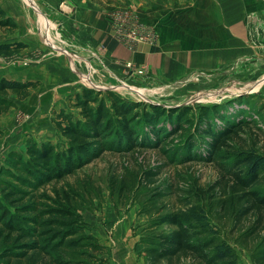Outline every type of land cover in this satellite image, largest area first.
<instances>
[{
	"label": "rangeland",
	"instance_id": "obj_1",
	"mask_svg": "<svg viewBox=\"0 0 264 264\" xmlns=\"http://www.w3.org/2000/svg\"><path fill=\"white\" fill-rule=\"evenodd\" d=\"M92 1L105 9L112 36L124 45L120 36L132 35L152 38L139 44L159 46L163 24L157 16L168 14L169 24L189 36H176L182 43L189 40L186 55L174 60L165 74H152L133 63L109 61L101 49L84 46L74 9L67 3L0 0V7L15 23V28H0V44L25 46L12 56H0V81L38 83L24 100L13 92L2 97L12 106L0 108V183L27 192L22 205L34 203L37 210L49 214L66 212L69 219L62 220L66 229H77L76 239L89 237L98 246L88 251L96 256L90 264H152L143 241L153 233L176 229L155 223L167 214L192 208L205 210L240 264H254L257 243L251 241L247 247L242 241L249 223L235 225L222 209L221 192L214 186L227 181L220 164L226 163L230 152L255 150L264 155V0ZM45 20L54 27L47 28ZM195 40L203 42V49L197 48ZM83 89L111 91L168 109L221 105V116L246 124L210 161L203 148L197 149L196 160L186 158V148L200 128L196 118V124L185 126V132L168 138L158 149L106 152L73 175L37 189L24 188L12 179V175L24 177L16 155L25 157L32 145L62 146L64 139L54 120ZM240 94L246 95L238 98ZM220 119L216 122L222 127Z\"/></svg>",
	"mask_w": 264,
	"mask_h": 264
},
{
	"label": "trees",
	"instance_id": "obj_2",
	"mask_svg": "<svg viewBox=\"0 0 264 264\" xmlns=\"http://www.w3.org/2000/svg\"><path fill=\"white\" fill-rule=\"evenodd\" d=\"M0 28H15V23L1 7ZM24 48L22 44H0V56H12ZM37 86L38 83L31 81L1 80L0 108L12 106L2 99L9 92L24 100ZM220 106L168 109L127 100L111 91L83 89L54 120L64 139L63 145H32L25 157L16 155L24 177L12 175V179L24 188L37 189L73 175L106 152L158 149L168 138L176 137L196 124V118L200 128L204 124L206 127L197 129L196 138L186 148V158L196 160L197 149L203 148L209 161L213 160L246 124L244 121L243 124L234 123L221 116ZM75 110L77 114L73 113ZM217 119L222 122V127L218 126ZM225 159L226 163L220 167L227 181L214 186L221 192L222 209L233 217L236 226L249 223L242 235L243 244L248 247L251 241L256 242L253 263L264 264V155L255 150L237 151L230 152ZM0 186H3L0 264H90L89 259L96 257L88 252L92 247L98 248L90 243L92 238L76 239L79 231L66 229L67 225L62 221L69 219L66 212L52 210L49 214L37 210L34 203L22 205L21 198L27 192L11 183L1 182ZM163 224L176 229L166 234L153 233L143 241L146 256L152 264H177L182 260L196 264H240L234 248L220 237L204 209L167 214L155 226Z\"/></svg>",
	"mask_w": 264,
	"mask_h": 264
},
{
	"label": "crops",
	"instance_id": "obj_3",
	"mask_svg": "<svg viewBox=\"0 0 264 264\" xmlns=\"http://www.w3.org/2000/svg\"><path fill=\"white\" fill-rule=\"evenodd\" d=\"M111 2L108 1V3ZM61 3H67L74 9L73 12H75L84 46L89 47V49H101L109 61L133 63L137 67H145L152 74L161 75L162 73L163 75L168 71L170 65L174 64V60L181 61L180 58L184 57L186 55L185 51L188 50L185 44L190 43L189 40L182 43L176 38V36H180L188 39L189 36L186 30L177 25L169 24V20H167L168 14L159 13L157 16V21L163 24L161 25L162 37L159 46L135 43L133 47L137 49L131 51L127 44L120 43L112 36L106 11L101 8L98 2L96 3L92 0H57L55 4L50 2L53 5H62ZM68 10L71 11V9ZM44 23L47 28L51 29L54 27L53 25H48L46 20ZM194 42L197 48L203 49L202 41L195 40Z\"/></svg>",
	"mask_w": 264,
	"mask_h": 264
},
{
	"label": "built area",
	"instance_id": "obj_4",
	"mask_svg": "<svg viewBox=\"0 0 264 264\" xmlns=\"http://www.w3.org/2000/svg\"><path fill=\"white\" fill-rule=\"evenodd\" d=\"M149 27V25H148ZM118 31H120L119 27L117 28ZM120 36V35H119ZM121 39H123L124 41H126V44H128V46L130 47H133V45L135 43H140L142 41H145L147 43V41H151L152 38L148 36L149 39H145L143 37H138V36H135L133 37L132 35H129V36H120ZM128 66H131V65H128Z\"/></svg>",
	"mask_w": 264,
	"mask_h": 264
},
{
	"label": "water",
	"instance_id": "obj_5",
	"mask_svg": "<svg viewBox=\"0 0 264 264\" xmlns=\"http://www.w3.org/2000/svg\"><path fill=\"white\" fill-rule=\"evenodd\" d=\"M243 95H246V94H240V95H238L237 97H240V96H243ZM156 105H159V104H156Z\"/></svg>",
	"mask_w": 264,
	"mask_h": 264
}]
</instances>
